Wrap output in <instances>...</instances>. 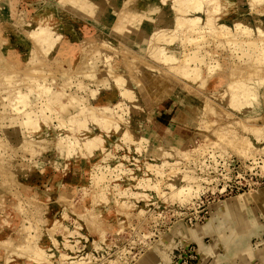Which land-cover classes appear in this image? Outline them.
<instances>
[{
  "label": "rangeland",
  "instance_id": "rangeland-1",
  "mask_svg": "<svg viewBox=\"0 0 264 264\" xmlns=\"http://www.w3.org/2000/svg\"><path fill=\"white\" fill-rule=\"evenodd\" d=\"M228 184L264 186V0H0V264H135Z\"/></svg>",
  "mask_w": 264,
  "mask_h": 264
},
{
  "label": "crops",
  "instance_id": "crops-1",
  "mask_svg": "<svg viewBox=\"0 0 264 264\" xmlns=\"http://www.w3.org/2000/svg\"><path fill=\"white\" fill-rule=\"evenodd\" d=\"M171 125V122L168 123L166 132L182 139L181 135L172 132L176 125L173 128ZM168 138L172 140L170 136ZM247 193L241 196L235 193L215 201L217 208L209 215L208 221L201 222L204 224L198 225V228L192 227L199 229L195 239L189 233V228L194 223H185L187 226L182 229L183 235L175 234L178 226L174 225V231L170 235L177 242L176 248L195 247V264H264V186ZM236 235L241 236V241L237 240ZM234 238L236 245H231ZM163 247L152 248L135 264H173L174 260L166 262L164 259L161 251ZM173 249L169 252L170 256L173 255Z\"/></svg>",
  "mask_w": 264,
  "mask_h": 264
},
{
  "label": "built area",
  "instance_id": "built-area-1",
  "mask_svg": "<svg viewBox=\"0 0 264 264\" xmlns=\"http://www.w3.org/2000/svg\"><path fill=\"white\" fill-rule=\"evenodd\" d=\"M250 189V188H249ZM241 191H245V188L242 187H232L231 185L225 186L219 192L218 197H209L205 193L201 195V197L197 200L196 205L188 208L181 212L179 217H183L189 223L195 222H204V220L209 216V205L225 196L232 195L235 193H239ZM197 257L195 249L193 246H188L184 248L181 255L174 260L173 264H189L192 262V259Z\"/></svg>",
  "mask_w": 264,
  "mask_h": 264
},
{
  "label": "bare ground",
  "instance_id": "bare-ground-1",
  "mask_svg": "<svg viewBox=\"0 0 264 264\" xmlns=\"http://www.w3.org/2000/svg\"><path fill=\"white\" fill-rule=\"evenodd\" d=\"M196 6V5H195ZM262 32V31H261ZM262 34V33H261ZM251 45V44H250ZM153 46V45H152ZM175 59V58H174ZM248 61H250V60H248ZM240 71V70H239ZM253 71H255V70H253ZM257 72H259V70H257ZM253 74H255V73H253ZM257 74H259V73H257ZM257 76V75H256ZM261 78V77H260ZM129 79V78H128ZM128 79H123V80H128ZM253 79V78H252ZM122 81V80H121ZM253 81V80H252ZM124 82V81H123ZM129 82L130 81H126V83L127 84H129ZM250 82V81H249ZM141 83V82H140ZM125 84V83H124ZM250 84V83H249ZM15 88V87H14ZM145 88V87H144ZM149 89V88H148ZM16 90V89H15ZM64 90V89H63ZM144 92H146V91H144ZM254 100V99H253ZM260 100V99H259ZM256 102L257 101H254V105L256 106ZM258 102H260V101H258ZM258 104V103H257ZM259 105V104H258ZM258 107V106H257ZM256 107V108H257ZM260 108V107H259ZM260 110V109H259ZM258 111V110H257ZM261 111V110H260ZM28 123V122H27ZM32 124V123H31ZM34 127V126H33ZM38 129V128H37ZM206 139V138H205ZM254 192V191H253ZM246 194H248V193H244V195H246ZM249 194H251V193H249ZM184 227V226H183ZM183 227H179V229H178V233H177V235H183ZM198 232H199V229H192V227H190L189 228V233H190V236L192 237V238H196V234H198ZM215 232L217 233V235H218V231H217V229L215 230ZM187 236V235H186ZM236 237H237V240H240L241 241V239H240V235H236ZM191 238V239H192ZM185 239V238H184ZM180 240V239H179ZM235 240H236V238H234L233 240H232V242L230 243L231 245H236L235 244ZM167 242V244L165 243V244H163V246H161V247H163L162 249H161V251H162V253H163V255H164V259L166 260V262H172L173 261V259L171 260V256H170V254H169V252L170 251H172V249L173 248H176L178 245L176 244L177 242H175L174 241V239H168V240H166ZM178 244H179V241H178ZM182 245V244H181ZM185 246H188V244L186 245L185 244ZM160 247V248H161ZM182 247V246H181ZM232 247V246H231ZM233 248H234V246H233ZM174 250V249H173ZM174 255V254H173ZM173 258V257H172ZM163 260V259H162ZM172 264V263H171Z\"/></svg>",
  "mask_w": 264,
  "mask_h": 264
}]
</instances>
